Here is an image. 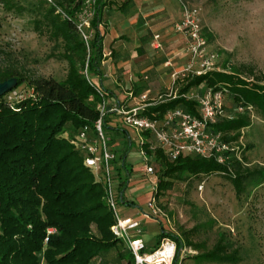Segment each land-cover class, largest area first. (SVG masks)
Wrapping results in <instances>:
<instances>
[{
	"label": "trees",
	"instance_id": "trees-1",
	"mask_svg": "<svg viewBox=\"0 0 264 264\" xmlns=\"http://www.w3.org/2000/svg\"><path fill=\"white\" fill-rule=\"evenodd\" d=\"M87 1L39 0L28 4L21 0H0V5L9 13L33 14L31 25L39 35L62 41L65 51L60 59L69 65L65 80L56 82L27 76L13 66L0 64V83L17 78L18 85L12 92L23 85L33 90L32 97L24 100L7 102L5 96L0 99V264H109L106 256L126 246L112 232L116 222L105 202L104 187L85 166L86 154L75 142L81 130L85 126L93 130L100 117L98 105L102 98L85 71L102 76L100 64L104 53L100 25L105 11L115 9L127 14L135 4L133 0L122 3L96 0L90 22L95 36L86 41L79 31V16L85 11ZM175 85L176 94L148 108L145 115L162 119L168 111L182 108L199 116V105L187 97L189 92L201 86H206L207 91L223 92L226 116L212 124L211 131L238 150L223 154L227 158L225 163L196 155L172 161L163 150L151 151L143 145L152 158V165L161 166L158 201L163 192L173 188V181L186 177L223 175L238 196L246 192L247 181L264 183V168L248 166L247 158L241 157L239 142L242 131L252 125L249 107L264 120V74L244 65L232 72L189 76L177 80ZM228 100L244 111L230 117ZM109 120H106V131L118 130L108 126ZM128 173L120 186V204L127 203L124 192L129 187L131 169ZM51 230L54 232L50 233ZM189 233L179 236L162 229L156 250L163 240H172L177 247L172 264H179L181 251L186 246L200 249ZM119 258L126 264H135L127 247ZM196 259L236 264L241 261V255L239 250L230 251L221 236L211 250Z\"/></svg>",
	"mask_w": 264,
	"mask_h": 264
},
{
	"label": "rangeland",
	"instance_id": "rangeland-1",
	"mask_svg": "<svg viewBox=\"0 0 264 264\" xmlns=\"http://www.w3.org/2000/svg\"><path fill=\"white\" fill-rule=\"evenodd\" d=\"M21 1L36 4L39 0ZM123 1L118 0L119 3ZM142 7L153 11L157 8L168 9L179 18H182L186 8L197 10L209 49L217 54L221 70L232 72L245 65L264 74V0H149ZM90 14L89 8L85 10L79 16V25L84 21H91L93 16ZM33 18L31 13L23 16L9 13L0 5V64L4 67L13 66L27 76L62 82L69 68L68 63L60 59L65 51L64 45L62 41H52L48 35L36 33L31 25ZM80 33L82 37L84 33L89 40L95 36L91 25L84 27L83 33ZM184 49L178 57L185 56L182 55ZM165 52L166 48L159 51V55ZM184 58L187 63L188 57ZM95 76L90 74L94 81ZM206 91V86L194 88L187 97L196 100ZM164 94L166 93L161 95ZM31 95L33 90L23 85L7 94L4 101L16 102L21 100L20 96L28 98ZM227 104L230 117L244 111L229 100ZM248 114L252 125L242 131L239 139L241 157L247 158L250 168H264V120L255 109L248 110ZM114 120L110 119L109 122ZM121 126L118 123L115 135L108 136H112L110 147L117 154L122 155L125 147L130 148L129 161L136 165L130 187L124 195L128 199H134L135 204L149 214L145 203L152 194L153 182L157 185L159 183L161 166L155 163L157 175L154 178L145 176L142 172L145 165L140 154L139 136L132 129H125L127 134L121 132ZM113 175H122L127 179L123 170L121 173L115 170ZM173 184V188L163 192L159 198V206L165 216L150 218L146 222L160 223L166 232L174 235L181 236L190 232V237L200 245V249L186 246L181 251L179 264H227L196 259L199 254L211 250L221 236L229 244L230 251L239 250L241 261L236 264H264V183L247 181L246 192L241 196L237 195L232 183L219 174L186 177L173 181ZM119 210L123 215L126 207L120 204ZM142 215L143 212H140L135 219H141ZM145 224L142 227V238L146 246L150 247L147 252L151 253L157 248L161 231L145 227ZM126 247L122 246L109 253L106 261L109 264H126L119 258Z\"/></svg>",
	"mask_w": 264,
	"mask_h": 264
},
{
	"label": "built area",
	"instance_id": "built-area-1",
	"mask_svg": "<svg viewBox=\"0 0 264 264\" xmlns=\"http://www.w3.org/2000/svg\"><path fill=\"white\" fill-rule=\"evenodd\" d=\"M95 1H87L85 10L88 8L91 10ZM91 14L93 16L92 11ZM90 22L81 23L79 31L83 33V28L90 27ZM174 30L185 39L186 44L182 55L185 54L184 57H188L186 66L175 75V83L189 76H202L213 71H223L219 67L217 54L209 49L197 10L186 8L180 22L175 24ZM83 38L89 41L84 33ZM153 48L164 51L160 35L154 36ZM167 65H171V62L169 61ZM85 75L102 98V102L98 105L100 117L93 130L89 126L81 130L75 144L81 152L86 154L85 166L93 171L104 187L105 202L116 222L112 232L133 254L135 264H172L176 255V244L170 239H165L156 251L148 253L147 246L141 238L143 235L141 222L133 218H125L119 210V176H114L113 171L118 168L120 155L110 147L112 140L105 128L106 120L116 118L114 120L116 124L120 123L138 134L140 154L145 165L144 175L154 178L156 174L152 158L142 147L143 145H147L151 151L163 150L172 161L180 157L196 155L203 158H215L220 163H225L227 158L223 154L237 152L238 147L224 143L220 134L211 131V125L226 116V95L220 91L208 90L198 97L195 101L199 105V116H194L182 108H176L168 111L162 119H152L145 115L147 109L164 98H171L174 92L170 91L154 99L142 95L135 106L129 107L123 103L112 102L110 95L94 84L87 70ZM15 95H17L16 92ZM23 97L20 96V99H27ZM130 97L136 100L132 94ZM251 109L249 107V110ZM153 183L152 194L146 203L149 214L143 213L144 219L165 216L156 197L158 185L156 182ZM52 232L54 231L51 230L50 233Z\"/></svg>",
	"mask_w": 264,
	"mask_h": 264
},
{
	"label": "crops",
	"instance_id": "crops-1",
	"mask_svg": "<svg viewBox=\"0 0 264 264\" xmlns=\"http://www.w3.org/2000/svg\"><path fill=\"white\" fill-rule=\"evenodd\" d=\"M146 1L149 0H133L134 10L127 14L106 10L103 23L100 25L104 53V60L100 64L102 76H95V81H92L110 95L112 102L123 103L129 107L135 106L142 95L154 99L162 93L174 92L175 75L186 66V59L178 57L185 48L186 41L174 30V25L181 20V16L177 17V14L168 9L157 8L153 11L143 8ZM155 35L161 36L164 48L167 49L164 54L159 55V51L156 52L157 50L153 48ZM169 61L171 65H167ZM131 94L136 100L130 97ZM108 126L111 129L117 128L115 122H109ZM125 129L129 128L121 126V132H125ZM107 134L115 135L110 130ZM109 137L112 140V136ZM129 152L130 148L125 147L120 155L117 170L120 173L121 170L125 171L128 177V169L131 167L132 177L136 165L129 161ZM125 181L126 179L119 175V192L121 184ZM124 200L127 202L122 204L126 207L123 213L125 218L135 219L140 212L144 213V209L135 204L134 199H128L124 195ZM135 220L140 221L142 227L146 223L145 227L148 226L150 229L160 231L163 229L160 223H147L148 220L144 219L143 215L141 219ZM147 250H150V247L147 246Z\"/></svg>",
	"mask_w": 264,
	"mask_h": 264
},
{
	"label": "water",
	"instance_id": "water-1",
	"mask_svg": "<svg viewBox=\"0 0 264 264\" xmlns=\"http://www.w3.org/2000/svg\"><path fill=\"white\" fill-rule=\"evenodd\" d=\"M18 85L17 78H12L4 83H0V99L11 93Z\"/></svg>",
	"mask_w": 264,
	"mask_h": 264
}]
</instances>
